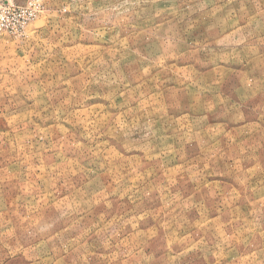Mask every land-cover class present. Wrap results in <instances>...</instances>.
<instances>
[{
  "label": "rangeland",
  "instance_id": "obj_1",
  "mask_svg": "<svg viewBox=\"0 0 264 264\" xmlns=\"http://www.w3.org/2000/svg\"><path fill=\"white\" fill-rule=\"evenodd\" d=\"M29 2L0 264H264V0Z\"/></svg>",
  "mask_w": 264,
  "mask_h": 264
},
{
  "label": "built area",
  "instance_id": "obj_2",
  "mask_svg": "<svg viewBox=\"0 0 264 264\" xmlns=\"http://www.w3.org/2000/svg\"><path fill=\"white\" fill-rule=\"evenodd\" d=\"M36 7V2L19 6L16 0H0V36L19 35L25 32L37 17Z\"/></svg>",
  "mask_w": 264,
  "mask_h": 264
}]
</instances>
